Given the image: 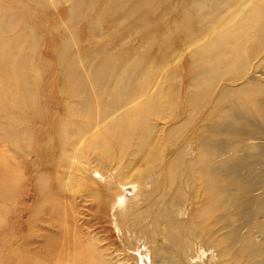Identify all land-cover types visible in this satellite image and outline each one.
<instances>
[{
	"label": "rangeland",
	"instance_id": "rangeland-1",
	"mask_svg": "<svg viewBox=\"0 0 264 264\" xmlns=\"http://www.w3.org/2000/svg\"><path fill=\"white\" fill-rule=\"evenodd\" d=\"M84 167L112 175V223ZM196 173L230 213L226 256L196 261L264 264V0H0V264H180L168 208Z\"/></svg>",
	"mask_w": 264,
	"mask_h": 264
},
{
	"label": "bare ground",
	"instance_id": "bare-ground-1",
	"mask_svg": "<svg viewBox=\"0 0 264 264\" xmlns=\"http://www.w3.org/2000/svg\"><path fill=\"white\" fill-rule=\"evenodd\" d=\"M84 108H86L85 109L86 112H89L91 109L93 110L92 105H85ZM96 111H98L99 113L101 112V110L99 109H96ZM84 170H85V174H83V178L85 180V187L88 186L89 188L88 187L84 188L85 191L82 192L83 196L90 199L92 203V204L90 203L91 205H95V207L97 206L96 209L101 214L102 216L101 218H103L104 222L112 223L113 221H111L110 217H112V215L115 216V213H117V215L120 216V213H121V211H116L114 209L116 206V199L119 197V196L117 197L119 192L114 193L113 199L109 201L110 203L106 204L108 202L110 192L105 193V190L114 186V183L108 180V178L112 177V175H109L110 174L109 172L107 173V172L99 171L96 167H84ZM88 171H89V174H87ZM116 178H119L117 174H116ZM144 180L146 181V183H144L145 182ZM144 180H137L135 181V184L139 186L142 185L144 187H146L147 185H150V189H151L152 180L150 178H146ZM193 180L198 181L197 185L186 183L184 185L185 187L179 192L177 198H175L173 202H171L168 208V210L172 212L173 216L176 217V219L179 222H182L181 225H177L178 235H182V237L178 241L177 245H174V247H172L169 250L171 255L173 254L176 256L180 264H189V261H193V260H195L193 264H201L198 262L200 260L196 261V259L198 257L203 256L205 252H207L206 250L208 249L207 246H210L212 248L214 247L217 250L218 255H220V258L225 257L227 253L226 249L223 247V244H222L223 243L222 239L226 238V235L225 234L220 235L218 236V238H221L220 240L216 239L212 241L209 226H210V222H212L214 225H218L220 223L221 227L223 228L222 221L224 223L228 221L226 220V217H228L227 215L230 216L229 210H227L226 206L222 204L221 200H216V201L208 200V202H205L204 200L207 199L205 181L202 178H200L199 173L195 174ZM150 189H148L147 191H149ZM251 190L252 189H248V188L243 189V194L241 195V198H245V199L240 202V206L239 205L237 206L236 208L237 213L242 212L241 210H244V211L247 210L244 208L245 205H246V208L248 207L250 211V208H252L251 206L252 205L255 206V204L258 203L260 197L257 199L255 197L259 196L260 194L259 191L257 195H250L248 193ZM238 201H239V198H238ZM207 205L211 207L209 211H206ZM258 206L259 205L256 204L255 207H258ZM181 216H183V218H181ZM231 226H232V223L229 226L224 227V228L229 229ZM105 229L107 228L105 227ZM115 229H117V231L120 230L117 224L113 228L112 227L108 228V231H107L109 232L108 239H111V241H113L114 239L118 240L117 238H119L118 242L125 241L124 232L121 231L120 234H117V232H115ZM66 230H67V235L69 236L70 235L69 228L67 227ZM228 232L233 234L236 231L235 229H230L228 230ZM123 245L124 244H122V246ZM120 250L123 252L125 249L122 250L120 248ZM87 252H88V249L86 246L84 248L78 246V259L84 260V258L86 257L85 254ZM165 252H162V253L158 252L155 254L152 253V257H155L159 260H163L165 259L164 258ZM86 255L89 256V254H86ZM124 255L128 256V254L126 253H124L123 256ZM137 255L139 256V258H141V264H146L142 258V255L141 254H137ZM262 255H264V253ZM145 257L146 259H148V264H154L153 260L151 259L149 255H146ZM206 259L208 260L209 257L208 258L206 257ZM239 263L240 262H236L234 260L232 264H239ZM163 264H177V263L173 261H170L168 263V261H165Z\"/></svg>",
	"mask_w": 264,
	"mask_h": 264
}]
</instances>
